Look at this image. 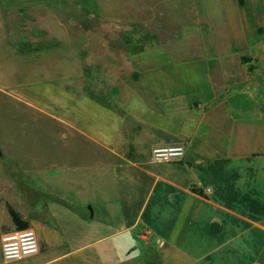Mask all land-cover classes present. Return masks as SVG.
Instances as JSON below:
<instances>
[{
	"label": "crops",
	"instance_id": "0c3cea01",
	"mask_svg": "<svg viewBox=\"0 0 264 264\" xmlns=\"http://www.w3.org/2000/svg\"><path fill=\"white\" fill-rule=\"evenodd\" d=\"M243 1L264 15V0ZM13 21L1 6L0 108L58 123L65 149L95 159L28 162L0 143V264H264V18L246 39L252 62L221 64L224 89L210 79L206 98L148 90L119 98L120 110L24 79ZM182 144V161H152L154 147ZM8 203L40 245L9 262L2 238L20 230Z\"/></svg>",
	"mask_w": 264,
	"mask_h": 264
},
{
	"label": "rangeland",
	"instance_id": "374dc122",
	"mask_svg": "<svg viewBox=\"0 0 264 264\" xmlns=\"http://www.w3.org/2000/svg\"><path fill=\"white\" fill-rule=\"evenodd\" d=\"M1 6L15 18L13 59L32 68L22 71L24 79L50 77L56 94L85 95L116 109L119 98L148 90L206 98L210 79L224 89L221 64L250 58L245 49L264 18L238 0H0ZM244 13L250 21L242 26ZM0 121L6 125L0 143L14 158L95 159L88 150L65 149L58 123L1 108Z\"/></svg>",
	"mask_w": 264,
	"mask_h": 264
},
{
	"label": "built area",
	"instance_id": "2783aa9c",
	"mask_svg": "<svg viewBox=\"0 0 264 264\" xmlns=\"http://www.w3.org/2000/svg\"><path fill=\"white\" fill-rule=\"evenodd\" d=\"M179 149V152L174 150ZM186 156V149L183 145L156 146L152 150L151 159L157 164L175 163L182 161ZM211 192L205 191V195ZM151 232L144 233V238H148ZM40 245L36 232L32 229L15 231L3 236L2 253L5 261L22 260L28 256L39 252Z\"/></svg>",
	"mask_w": 264,
	"mask_h": 264
},
{
	"label": "trees",
	"instance_id": "16d2710c",
	"mask_svg": "<svg viewBox=\"0 0 264 264\" xmlns=\"http://www.w3.org/2000/svg\"><path fill=\"white\" fill-rule=\"evenodd\" d=\"M240 4L243 5L244 1L243 0H239ZM243 63H250L252 62L251 58H247V57H243L242 59ZM194 191L198 192V193H202L201 190L197 189V188H193ZM8 210L10 212V215L12 216V219L17 227L18 230H26L29 228V224L24 221L21 217V215L8 203L7 204Z\"/></svg>",
	"mask_w": 264,
	"mask_h": 264
},
{
	"label": "clouds",
	"instance_id": "9594fccd",
	"mask_svg": "<svg viewBox=\"0 0 264 264\" xmlns=\"http://www.w3.org/2000/svg\"><path fill=\"white\" fill-rule=\"evenodd\" d=\"M175 152H179L180 150L179 149H176V150H174Z\"/></svg>",
	"mask_w": 264,
	"mask_h": 264
}]
</instances>
